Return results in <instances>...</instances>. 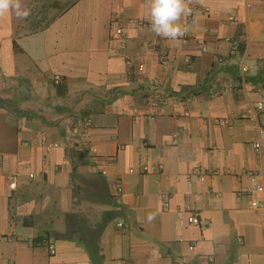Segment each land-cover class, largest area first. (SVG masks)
I'll list each match as a JSON object with an SVG mask.
<instances>
[{"label":"crops","instance_id":"0c3cea01","mask_svg":"<svg viewBox=\"0 0 264 264\" xmlns=\"http://www.w3.org/2000/svg\"><path fill=\"white\" fill-rule=\"evenodd\" d=\"M190 6L179 43L146 0L0 16V264H264V0Z\"/></svg>","mask_w":264,"mask_h":264},{"label":"clouds","instance_id":"9594fccd","mask_svg":"<svg viewBox=\"0 0 264 264\" xmlns=\"http://www.w3.org/2000/svg\"><path fill=\"white\" fill-rule=\"evenodd\" d=\"M192 0H146L147 18L151 31L161 38L179 43L189 32L184 19L193 13ZM14 14L26 19L30 11L22 7V0H0V16Z\"/></svg>","mask_w":264,"mask_h":264},{"label":"built area","instance_id":"2783aa9c","mask_svg":"<svg viewBox=\"0 0 264 264\" xmlns=\"http://www.w3.org/2000/svg\"><path fill=\"white\" fill-rule=\"evenodd\" d=\"M189 34V32H188ZM188 34L181 38L180 41H185L188 37ZM169 61V54L168 52H164L161 56V63L167 64ZM61 82L60 78H54V83L59 84ZM258 110L262 111L264 109L263 102H258L256 104ZM228 123V120H218L217 124L225 125ZM91 126V119L87 118L84 122V127L87 129ZM48 147H57L58 144H48ZM252 146L257 152H261L264 148V128L259 127L258 129V138L252 142ZM89 150L93 151V147L89 146ZM245 175L249 178L251 182V186L246 190L247 194L256 195V206L261 207L264 206L263 198L259 197L264 193V185L262 180H264V166L258 169L247 170ZM177 220L180 227H183L184 224L187 222L188 224L196 225L198 224V217L194 213H190L188 215L185 214V211L178 210L177 212Z\"/></svg>","mask_w":264,"mask_h":264},{"label":"trees","instance_id":"16d2710c","mask_svg":"<svg viewBox=\"0 0 264 264\" xmlns=\"http://www.w3.org/2000/svg\"><path fill=\"white\" fill-rule=\"evenodd\" d=\"M2 102V100H0V103Z\"/></svg>","mask_w":264,"mask_h":264}]
</instances>
